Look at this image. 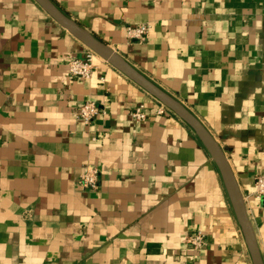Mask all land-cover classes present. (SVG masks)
Returning a JSON list of instances; mask_svg holds the SVG:
<instances>
[{
	"label": "crops",
	"instance_id": "1",
	"mask_svg": "<svg viewBox=\"0 0 264 264\" xmlns=\"http://www.w3.org/2000/svg\"><path fill=\"white\" fill-rule=\"evenodd\" d=\"M175 98L222 149L264 263V0H51ZM149 22L143 42L125 28ZM34 0H0V264H252L221 173L192 129ZM104 110L89 125L81 104ZM143 106L145 121L129 112ZM98 170L94 191L77 186ZM201 230V251L183 237Z\"/></svg>",
	"mask_w": 264,
	"mask_h": 264
},
{
	"label": "water",
	"instance_id": "2",
	"mask_svg": "<svg viewBox=\"0 0 264 264\" xmlns=\"http://www.w3.org/2000/svg\"><path fill=\"white\" fill-rule=\"evenodd\" d=\"M56 23L66 29L76 39H78L86 48L91 50L96 56L106 61L126 78L144 90L147 94L153 97L158 103L163 105L180 120L187 124L200 142L204 145L207 151L212 156L216 163L226 192L239 225L240 232L244 239L248 254L252 264H264L256 239L254 236L253 227L246 212L245 203L242 194L238 188V184L232 174V171L225 159L224 153L217 142L212 138L206 128L199 120L188 111L175 98L167 94L151 80L146 78L132 65H130L123 57L111 50L104 42L87 32L78 23L64 14L51 0H34Z\"/></svg>",
	"mask_w": 264,
	"mask_h": 264
},
{
	"label": "built area",
	"instance_id": "3",
	"mask_svg": "<svg viewBox=\"0 0 264 264\" xmlns=\"http://www.w3.org/2000/svg\"><path fill=\"white\" fill-rule=\"evenodd\" d=\"M151 25L149 22L127 26L125 28L126 38L131 42H143L149 35ZM97 56L89 49H86L82 58L69 57L67 61L66 72L69 76L80 79H88L96 70L94 59ZM169 111L163 105L158 103L156 113L162 115ZM104 115L103 109L99 108L95 102L86 101L79 106L75 112V116L83 124L89 125L97 115ZM131 118L136 121H145L147 113L143 106H138L129 112ZM77 186L81 189L94 191L98 187V170L95 167L84 166L83 170L77 177ZM253 196L263 203L264 208V172L259 174L254 179ZM186 245L194 251H201L206 242V234L197 230L183 237Z\"/></svg>",
	"mask_w": 264,
	"mask_h": 264
}]
</instances>
